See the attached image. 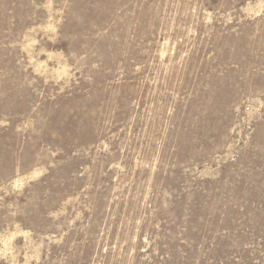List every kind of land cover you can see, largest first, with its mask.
I'll return each instance as SVG.
<instances>
[{"label": "rangeland", "instance_id": "1", "mask_svg": "<svg viewBox=\"0 0 264 264\" xmlns=\"http://www.w3.org/2000/svg\"><path fill=\"white\" fill-rule=\"evenodd\" d=\"M0 264H264V0H0Z\"/></svg>", "mask_w": 264, "mask_h": 264}]
</instances>
